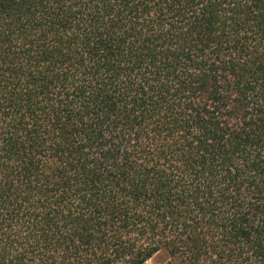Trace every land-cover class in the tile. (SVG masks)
<instances>
[{
    "label": "trees",
    "instance_id": "1",
    "mask_svg": "<svg viewBox=\"0 0 264 264\" xmlns=\"http://www.w3.org/2000/svg\"><path fill=\"white\" fill-rule=\"evenodd\" d=\"M0 264H264V0H0Z\"/></svg>",
    "mask_w": 264,
    "mask_h": 264
}]
</instances>
